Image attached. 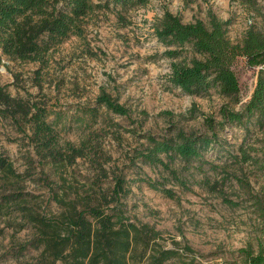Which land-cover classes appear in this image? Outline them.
Segmentation results:
<instances>
[{
  "label": "rangeland",
  "instance_id": "374dc122",
  "mask_svg": "<svg viewBox=\"0 0 264 264\" xmlns=\"http://www.w3.org/2000/svg\"><path fill=\"white\" fill-rule=\"evenodd\" d=\"M110 1L94 0L101 8L87 19L84 36L72 37L52 51L45 64L12 61L0 51V90L16 99L9 112L22 118L18 104L28 109H47L51 121L63 118L58 128L62 143L71 142L76 147L90 132L96 133L88 145L87 157L77 158L61 171L62 179L48 168L44 171L49 173L50 182L56 183L53 188L66 186L71 198H76V192H89L97 198L103 192L110 195L115 176L126 177L130 192L122 203L127 215L139 227L149 225L160 234L148 249L145 245L153 235L145 237L138 246L135 264H149V257L160 247L179 253L167 264H249L244 251L255 255L264 252V217L258 210V205L264 206V128L260 129L255 119L244 126H227L219 133V142L205 158L208 163L223 166L219 173L208 163L204 171L197 169L199 163L189 170H184L185 165L179 161L175 164L191 180L190 189L178 186L162 168L133 160L147 145L146 135L173 139L179 132L187 136L211 134L206 119L220 122L225 105L243 109L257 84L258 69H249L241 58L234 66L241 88L238 105L216 89L206 95L190 96L171 88L167 83L171 61L163 57L166 49L155 34L165 13L179 16L188 24L196 20L208 23L212 12L230 22L229 38L238 43L250 28L264 29V0H254L253 4L150 0L145 6L126 9ZM102 92L128 108L129 116L120 117L99 107L97 100ZM86 108L100 112L92 129L80 122ZM3 110L7 109L0 105V153L8 156L20 172L31 167L33 179L44 180L38 162L32 165L31 160L37 161V157L29 139L11 118L1 116ZM242 150L253 159H237ZM145 176L165 183L175 197L138 181ZM205 176L211 178L210 187L195 183ZM44 185L40 181L31 190H42ZM226 199L239 206H229ZM51 208L60 211L54 202ZM25 235L23 232L18 237ZM7 244L8 240L0 236V255ZM34 263L28 257L5 264Z\"/></svg>",
  "mask_w": 264,
  "mask_h": 264
},
{
  "label": "trees",
  "instance_id": "16d2710c",
  "mask_svg": "<svg viewBox=\"0 0 264 264\" xmlns=\"http://www.w3.org/2000/svg\"><path fill=\"white\" fill-rule=\"evenodd\" d=\"M150 0H111L110 4L124 9L145 6ZM242 4H253L254 0H231ZM109 4V5H110ZM101 6L94 0H0V51L3 56L21 63L45 64L50 53L72 37H83L87 19ZM229 21L219 19L209 13L208 23L196 20L184 23L179 16L166 12L158 24L155 34L166 51L164 58L171 61V73L167 83L190 96H202L216 89L232 103L240 104V82L234 71L236 62L243 58L249 69H258L257 84L248 103L241 110L222 107V120L207 118L206 126L211 134L187 136L179 132L176 138H157L146 135L147 145L134 158L141 164L162 168L178 186L190 189L189 178L184 177L175 167L179 161L189 170L196 163L197 169L204 171L206 154L219 142V133L227 126H244L255 119L256 125L264 128V29L250 28L242 42L229 38ZM16 103L4 90H0V105L7 110L1 112L5 119H12L22 133L26 134L33 147L44 180L33 179L31 167L20 172L14 162L0 153V236L8 240L0 255V264L20 262L31 257L34 264H135L138 246L145 237L153 235L146 243L160 235L149 225L139 227L127 215L122 201L130 192L128 181L123 175H116L114 187L101 198L91 194H79L71 198L66 186L54 189L49 173L65 171L77 158L87 157V148L95 132H90L80 147L71 142L62 143L58 128L63 118L51 121L47 109L26 108L17 105L22 118L11 115L9 109ZM99 107L114 115L128 117L130 111L102 92L97 100ZM86 129H92L99 118L97 108L84 109ZM93 123H88L90 120ZM95 149V148H94ZM92 156L95 152L92 148ZM264 153V150H263ZM264 155V154H263ZM243 162L253 159L246 150L237 156ZM215 173L223 166L208 163ZM100 170L105 171L101 166ZM225 178L222 183L226 182ZM44 182L42 190H31L32 185ZM141 183L151 189L175 197L173 190L165 183H158L145 176ZM204 187L211 186V178L205 176L194 180ZM127 189V190H126ZM48 192H45L47 191ZM62 191V192H60ZM60 209L54 212L52 203ZM231 207L239 205L225 200ZM264 217V206L258 205ZM7 231H10L6 234ZM23 232L26 235L18 237ZM249 264H264V252L257 255L244 251ZM179 257L176 250L160 247L148 259L149 264H167Z\"/></svg>",
  "mask_w": 264,
  "mask_h": 264
}]
</instances>
